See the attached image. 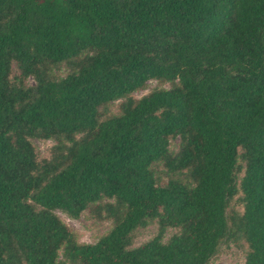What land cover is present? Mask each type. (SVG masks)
I'll list each match as a JSON object with an SVG mask.
<instances>
[{
  "label": "trees",
  "instance_id": "obj_1",
  "mask_svg": "<svg viewBox=\"0 0 264 264\" xmlns=\"http://www.w3.org/2000/svg\"><path fill=\"white\" fill-rule=\"evenodd\" d=\"M91 207L113 226L80 243L56 210ZM230 240L264 264V0H0V264H207Z\"/></svg>",
  "mask_w": 264,
  "mask_h": 264
},
{
  "label": "rangeland",
  "instance_id": "obj_2",
  "mask_svg": "<svg viewBox=\"0 0 264 264\" xmlns=\"http://www.w3.org/2000/svg\"><path fill=\"white\" fill-rule=\"evenodd\" d=\"M68 67L61 66L60 69H56V76H64L68 72ZM30 82H32L30 80ZM171 84L169 82H163L156 79H151L147 82L145 89L134 91L130 93V96L134 98H140L141 96L151 92L155 89L169 88ZM121 99L113 101L107 104L105 107H101L102 118L119 113V104ZM40 156L47 155L48 149L52 146V140H34ZM178 146V140L172 139L170 141V149L175 151ZM156 172L163 176L164 170L161 165L156 164ZM164 178V177H163ZM237 199L232 201V205H236ZM239 209V206L236 205ZM57 215L65 222L69 229L74 233L76 239L80 243H93L101 236L106 234L113 226L111 219L107 218L104 213H98L91 207L84 210L78 218H71L65 213L56 210ZM157 224L152 222L146 227L139 228L134 233L133 245L138 246L143 242L152 238L157 232ZM177 232L175 228H168L164 234V239L167 240L171 235ZM246 245L243 241H225L220 244L219 250L216 255L211 258L207 264H243L245 256Z\"/></svg>",
  "mask_w": 264,
  "mask_h": 264
}]
</instances>
